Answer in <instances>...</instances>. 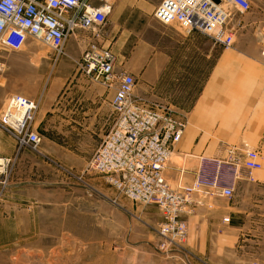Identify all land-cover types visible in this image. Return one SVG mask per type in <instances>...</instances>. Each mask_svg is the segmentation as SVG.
Segmentation results:
<instances>
[{
	"label": "rangeland",
	"instance_id": "rangeland-1",
	"mask_svg": "<svg viewBox=\"0 0 264 264\" xmlns=\"http://www.w3.org/2000/svg\"><path fill=\"white\" fill-rule=\"evenodd\" d=\"M112 1L109 21L102 29L104 46L115 55L116 69L133 76L134 99L151 110L164 109L186 124L183 139L178 143L186 155H171L164 173L170 187L176 190L184 185L178 175L179 168L196 171L199 156L205 158L204 173L214 174L216 160L225 157L227 146H247L258 151L263 169L255 173L263 179L264 118L250 123L255 129L252 127L247 132H257V135L218 136L216 131L232 133L234 125L238 128L241 114L237 92L240 89L250 93L251 88L264 86V37L248 27L247 12L224 4L228 14L226 30L231 33L233 42L224 46L214 44L209 36L186 33L177 25L158 23L152 16L154 8L141 16L134 12L132 4L122 14H115L127 0ZM148 2L155 4L157 0ZM75 33L76 36L68 38L64 54L58 57L36 42L30 41L26 47L32 52L26 64L33 78L24 83L23 93L13 94L31 99L38 106L53 100L54 110L49 112L41 131L38 130L43 156L23 150L11 168L0 167V264H232L231 257L226 256L231 249L226 225L220 240V249L224 246L226 253L206 254L200 249L199 210L185 217L187 239L181 252L165 251L159 247L152 231L160 220L155 205L132 202L102 175L84 172L103 139L97 132L87 130L85 115L90 107L88 97L94 94V84H101L78 69L77 60L84 48L79 39L89 32L78 29ZM194 34L200 35L201 41L184 39ZM176 48L183 53L185 66L190 67L191 80L185 85L191 87V97L171 98V66L173 69L174 61L183 59L181 56L171 60V50L174 52ZM241 65L251 69L238 73ZM204 70L209 94L207 107L201 109L204 96H199L204 85ZM152 83L156 91L147 93L146 88ZM103 88L112 91L113 96V89ZM214 89L229 90L231 94L224 98L213 94ZM258 96H264V89ZM173 99L192 101V114L172 107ZM38 110L36 129L38 116L42 115ZM113 122L111 111V126ZM14 150L0 153V157H11ZM219 170L223 182L232 178L230 166L221 164ZM218 199L221 204L226 202L225 198ZM206 204L207 208H212V200H207ZM256 247L258 253L264 252V245Z\"/></svg>",
	"mask_w": 264,
	"mask_h": 264
},
{
	"label": "built area",
	"instance_id": "built-area-1",
	"mask_svg": "<svg viewBox=\"0 0 264 264\" xmlns=\"http://www.w3.org/2000/svg\"><path fill=\"white\" fill-rule=\"evenodd\" d=\"M225 3L243 13L250 9L249 0H158L152 16L162 25H177L186 33L209 36L214 44L229 46L233 42L226 30ZM112 8V0H0V50L17 52L32 41L58 57L64 54L68 38L76 36V30L89 32L79 39L84 48L77 66L94 81L113 89L110 107L114 122L84 172L102 175L132 202L155 205L160 220L152 231L159 247L181 252L187 239L185 217L192 212V205L218 198L230 199L232 180L241 170L252 179V172L263 169L261 156L247 146H227L225 157L216 160L214 174L204 173L203 158L190 184L172 189L164 173L186 124L164 109L151 110L134 99L133 76L116 69L115 55L104 46L102 29L109 21ZM37 109V102L20 94L6 98L0 113V132L14 142L15 150L11 157H0L1 168H11L23 150L43 156L41 137L34 126ZM221 164L232 168L228 182L222 181ZM55 165L72 176L65 168ZM186 170L180 167L178 175L182 176ZM75 179L82 181L80 177Z\"/></svg>",
	"mask_w": 264,
	"mask_h": 264
},
{
	"label": "crops",
	"instance_id": "crops-1",
	"mask_svg": "<svg viewBox=\"0 0 264 264\" xmlns=\"http://www.w3.org/2000/svg\"><path fill=\"white\" fill-rule=\"evenodd\" d=\"M249 2L250 9L247 12L248 27L254 29L255 32H258L264 37V0H249ZM157 3L158 0L155 4L149 3L148 0H127L118 8L119 10L117 9L115 11V14L119 12L122 14L127 7L134 4V12L142 16L148 9L154 8ZM201 38L200 35L194 34L184 39L201 41ZM28 45L29 44L22 50L13 53L0 50V113L4 109L6 98L13 93H23L21 89L24 88V83L30 82L33 78V72L26 64L27 59L32 54V52L28 51L29 49L26 48ZM181 56L183 59L174 61V66L176 65V67L172 69L171 66V98H175L176 96L185 98L186 96L191 97L192 95L190 90L191 87H186L185 85L187 80H191L190 67L187 68L185 66L184 55L178 48H176L174 52L171 50V60ZM246 68L251 69L250 66L241 65L238 67L237 72L244 73L246 72ZM204 76V85L201 86L202 88L199 96H204L200 102L201 109L208 105L207 97L209 94V87L206 70H204ZM261 89H264V86L261 87L259 85L258 88L254 90L251 88L250 93L241 89L237 92L239 96V102L237 104L239 105L238 109L241 114L238 119V128L234 125L232 133H220L218 132L219 129H216L218 136L243 137L258 134L257 132L247 131H251L252 127L254 128V125H250L251 122L256 123L264 118V96H258ZM93 90V96L88 97L90 107L85 114L87 117V130L89 132H97L98 135L104 138L105 134L111 128L110 101L112 98V91L106 90L99 84H94ZM154 91H156L154 83H152L151 87L150 85L147 86V93H153ZM213 94H219L227 98L230 96L231 92L229 90L218 91L214 89ZM196 104L197 102L195 105ZM171 106L181 109L185 114H192L193 111L192 101L186 102L184 99L180 102L174 99L171 100ZM38 109V112H41L42 115L40 117L38 116L39 126H37V130L41 131V126L45 120L49 118L47 117L49 116V112L54 110L53 100L40 103ZM248 125L251 127L249 126V128H247ZM235 131L238 132L236 133ZM179 146L180 144H177L176 147H174L171 155H175V157L186 155V153L182 151V147ZM13 150L14 144L0 132V153L8 154ZM191 156L196 158V155ZM198 159L200 163L196 171L186 170L182 174L181 178L184 184H190L196 172L199 170L203 156H199ZM170 165L172 166L171 163ZM173 167H175V165H173ZM176 170L174 171V169H172L173 172H176ZM168 176L170 175H167V177ZM247 176V172L241 170L240 175L232 180V197L226 199L225 203L221 204V202L218 201L219 199H214L212 200V208L210 209L207 208L206 201L199 205L194 204L192 205V214H195L199 210L201 215L200 249L203 250V253L208 254L209 252L215 251L216 253L223 254L228 251L224 246L222 247L223 249H220V240L224 237V228L226 225L227 236L231 239L229 241L231 248L230 253H226V256L231 257V263L264 264V252L258 253L256 247L257 245H264V178L262 179L255 172H252V179ZM192 214L189 216H192ZM189 220H187V223H189ZM260 256L262 258L261 260L259 258Z\"/></svg>",
	"mask_w": 264,
	"mask_h": 264
},
{
	"label": "bare ground",
	"instance_id": "bare-ground-1",
	"mask_svg": "<svg viewBox=\"0 0 264 264\" xmlns=\"http://www.w3.org/2000/svg\"><path fill=\"white\" fill-rule=\"evenodd\" d=\"M2 169V168H1ZM184 248V247H183ZM187 253V252H186ZM183 255V254H182Z\"/></svg>",
	"mask_w": 264,
	"mask_h": 264
}]
</instances>
